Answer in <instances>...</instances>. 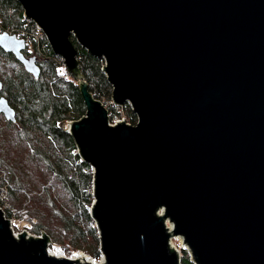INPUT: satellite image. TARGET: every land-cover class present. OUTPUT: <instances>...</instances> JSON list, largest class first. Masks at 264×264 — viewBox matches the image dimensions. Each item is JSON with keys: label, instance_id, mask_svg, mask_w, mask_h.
<instances>
[{"label": "water", "instance_id": "1", "mask_svg": "<svg viewBox=\"0 0 264 264\" xmlns=\"http://www.w3.org/2000/svg\"><path fill=\"white\" fill-rule=\"evenodd\" d=\"M19 1L81 85L86 114L66 130L93 168L100 264H181L174 235L195 264H264V0ZM71 35L104 59L135 124H110ZM0 46L40 75L24 39ZM0 112L16 118L4 96ZM52 243L15 237L0 208V264H95Z\"/></svg>", "mask_w": 264, "mask_h": 264}, {"label": "trees", "instance_id": "2", "mask_svg": "<svg viewBox=\"0 0 264 264\" xmlns=\"http://www.w3.org/2000/svg\"><path fill=\"white\" fill-rule=\"evenodd\" d=\"M26 21L19 0H0V28L20 27ZM71 40L89 90L108 108L110 118L125 117L127 122L135 124L137 115L129 102L123 105L112 102L113 86L104 70V59L90 54L74 35ZM46 42L45 57L32 56L40 68L38 77L14 53L0 46V95L7 98L16 112L15 121L0 113V168L8 169L11 182L6 192L19 203V216L37 218L34 231L45 232L50 238L65 241V246L71 244L72 249L98 259L102 255L101 237L90 214L94 172L92 165L77 152L73 135L66 130L68 121L86 114V104L78 80L67 68L60 72L59 62L63 57L53 51L48 38ZM11 147L19 149L23 156L20 148H26L28 163L19 164L7 155L5 152ZM42 169L48 173L43 185L46 195L33 199L37 194L34 192L22 199L19 190L31 187L27 179L32 177L33 170ZM8 215L12 216V211ZM181 252V264H195L185 248Z\"/></svg>", "mask_w": 264, "mask_h": 264}, {"label": "rangeland", "instance_id": "3", "mask_svg": "<svg viewBox=\"0 0 264 264\" xmlns=\"http://www.w3.org/2000/svg\"><path fill=\"white\" fill-rule=\"evenodd\" d=\"M64 68H66V67L65 66L62 67V71H60L61 73L64 72ZM109 115L111 116V114H109ZM125 115H127V114L125 113ZM110 119H111L110 120L111 123H118L120 121H124L123 117H120V118H117V119H112V118H110ZM136 120H138V117H137ZM1 149H4V148L1 147ZM20 149H22V154H24V156L21 155L19 153L20 150L15 148V147L14 148L11 147L5 153L7 155H9L10 157L12 156L13 160L18 162L19 164H21V163L27 164L28 163V159H27V157H25L26 148H20ZM1 154H3V153H1ZM6 168H7L6 166L0 168V197H1V191H5V190L8 191V189L10 188V186H7L11 181L8 180V172H7L8 169H6ZM47 177H48V173H47L46 169L45 170L42 169L39 172L33 170L32 177H30V179H27L30 183H32V186L31 187H26L25 189H22V190H19L20 194H22L21 195L22 199H24L25 196L29 197V196H31L32 194H35V193H37V194L35 195V197L33 199H38V198H40L41 195H46V192L43 191V189H44L43 185H44L45 179ZM39 192H42V193H39ZM1 198L3 199V197H1ZM47 199H48V197H46V200ZM44 201H45V199H43V202ZM4 203H6V205H7L8 212H9V210L12 211V216H13V218L15 220V223H16V225H15L16 232H20V234H21L24 231L28 230L30 233H33V234H39L40 233V232L37 233L36 231H34V222L37 221V218H34V219L30 220L27 216H25V217H20L19 216V214H21V210L17 208L19 206V203L16 200L10 199V197L7 195V198H4ZM42 205H43V203H42ZM167 223H168L169 226L171 225L170 222L167 221ZM51 240L54 242L53 244H51V248H53V249H55L57 247L61 248L68 255L77 254L78 251H81V250L72 249L71 244H67V246H65L64 243H63L65 241L55 240L54 238H51ZM170 242L172 243V245H174V247H176L180 251V254H182L181 249L182 248L186 249V247H187V245L184 243L183 237L180 236V235L172 236L171 239H170ZM186 250L190 254L189 250L188 249H186ZM84 255H86V254H84ZM86 256H88V255H86ZM101 258H102V255L98 259H95V258H92V259H94L95 261L100 263L101 262Z\"/></svg>", "mask_w": 264, "mask_h": 264}, {"label": "built area", "instance_id": "4", "mask_svg": "<svg viewBox=\"0 0 264 264\" xmlns=\"http://www.w3.org/2000/svg\"><path fill=\"white\" fill-rule=\"evenodd\" d=\"M3 32H8L9 34L16 35L17 38L24 39L25 44H26L25 49L27 48V50L32 54L37 53V54L45 57L44 48L47 47L46 39L48 37H47V34L45 33V31L42 29V27L35 20L28 18V21L24 22L23 25L20 27H14V28L10 27V26L1 27L0 28V34ZM59 63L61 66L60 71H62V67L65 66L64 58H62V60ZM123 118L125 121V117H123ZM110 124L116 125L117 123H111V121H110ZM77 152L79 153V149H77ZM1 197H3V199ZM1 197H0V208L3 210L5 217L10 219V226H11L13 234L15 235V237L19 238L20 232H16V230H15V225H16L15 220H14L13 216L8 215L7 205H6V203H4V198H7L6 190L1 191ZM93 222L96 223L95 220ZM23 233H26L27 238L36 237V236H40V237L43 236V232H41L39 234H33V233H30L28 230H26ZM50 240H51V238H50ZM171 246L173 248L177 249L176 247H174V245H172V243H171ZM49 248H51V244L48 245V249ZM62 253H64V256H67V257L72 256V255L66 254L63 250H62ZM179 253H180V251H179Z\"/></svg>", "mask_w": 264, "mask_h": 264}, {"label": "bare ground", "instance_id": "5", "mask_svg": "<svg viewBox=\"0 0 264 264\" xmlns=\"http://www.w3.org/2000/svg\"><path fill=\"white\" fill-rule=\"evenodd\" d=\"M170 228H172L173 227V224L171 223V225L169 226ZM49 253H51V254H53V255H56V256H64V253H62V250L60 249V248H55V249H53V248H49ZM82 252V253H81ZM86 254V255H88L87 253H85V252H83V251H78V253L77 254H74V255H72V256H70V258H73V259H78L79 261H83V262H85V261H91V262H93V263H95V264H100L99 262H97V261H95L94 259H92V257L91 256H86V255H84V254Z\"/></svg>", "mask_w": 264, "mask_h": 264}, {"label": "flooded vegetation", "instance_id": "6", "mask_svg": "<svg viewBox=\"0 0 264 264\" xmlns=\"http://www.w3.org/2000/svg\"><path fill=\"white\" fill-rule=\"evenodd\" d=\"M24 53H25V55H27L28 57H32V56H36V55H39V54H37V53H30L28 50H27V48L26 49H24ZM39 56H41V55H39ZM43 57V56H42ZM3 95H0V97H2ZM5 97V96H4ZM15 110V109H14ZM1 113V112H0ZM4 117H5V115L3 114V113H1ZM6 118V117H5ZM7 119V118H6ZM16 119V118H15ZM15 119L14 120H12V121H15ZM9 120V119H8Z\"/></svg>", "mask_w": 264, "mask_h": 264}]
</instances>
